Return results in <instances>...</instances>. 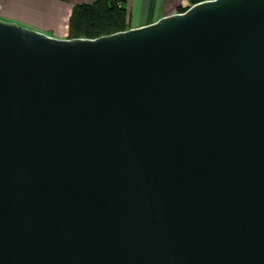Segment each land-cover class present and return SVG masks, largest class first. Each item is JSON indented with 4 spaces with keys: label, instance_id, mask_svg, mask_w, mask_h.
I'll return each mask as SVG.
<instances>
[{
    "label": "water",
    "instance_id": "water-1",
    "mask_svg": "<svg viewBox=\"0 0 264 264\" xmlns=\"http://www.w3.org/2000/svg\"><path fill=\"white\" fill-rule=\"evenodd\" d=\"M0 264H264V0L0 21Z\"/></svg>",
    "mask_w": 264,
    "mask_h": 264
},
{
    "label": "crops",
    "instance_id": "crops-1",
    "mask_svg": "<svg viewBox=\"0 0 264 264\" xmlns=\"http://www.w3.org/2000/svg\"><path fill=\"white\" fill-rule=\"evenodd\" d=\"M94 0H1L0 21L20 25L56 38H67L68 19L73 7ZM189 0H122L129 17V28L156 22L178 13Z\"/></svg>",
    "mask_w": 264,
    "mask_h": 264
},
{
    "label": "trees",
    "instance_id": "trees-1",
    "mask_svg": "<svg viewBox=\"0 0 264 264\" xmlns=\"http://www.w3.org/2000/svg\"><path fill=\"white\" fill-rule=\"evenodd\" d=\"M203 0H189L192 4ZM188 6H180L183 12ZM129 29V17L122 0H94L76 4L68 19L67 38H97Z\"/></svg>",
    "mask_w": 264,
    "mask_h": 264
},
{
    "label": "rangeland",
    "instance_id": "rangeland-1",
    "mask_svg": "<svg viewBox=\"0 0 264 264\" xmlns=\"http://www.w3.org/2000/svg\"><path fill=\"white\" fill-rule=\"evenodd\" d=\"M41 33H43V32H41ZM45 34V33H44ZM47 35V34H46ZM49 36V35H48ZM51 37H54V36H51ZM56 38V37H55Z\"/></svg>",
    "mask_w": 264,
    "mask_h": 264
},
{
    "label": "built area",
    "instance_id": "built-area-1",
    "mask_svg": "<svg viewBox=\"0 0 264 264\" xmlns=\"http://www.w3.org/2000/svg\"><path fill=\"white\" fill-rule=\"evenodd\" d=\"M0 7H1V0H0Z\"/></svg>",
    "mask_w": 264,
    "mask_h": 264
}]
</instances>
